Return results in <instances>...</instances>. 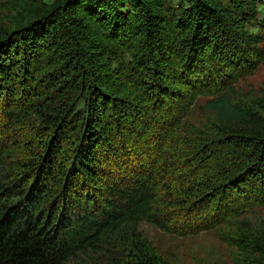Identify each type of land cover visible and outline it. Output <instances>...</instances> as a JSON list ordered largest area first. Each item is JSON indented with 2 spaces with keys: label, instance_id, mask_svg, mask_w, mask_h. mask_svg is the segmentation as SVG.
<instances>
[{
  "label": "trees",
  "instance_id": "obj_1",
  "mask_svg": "<svg viewBox=\"0 0 264 264\" xmlns=\"http://www.w3.org/2000/svg\"><path fill=\"white\" fill-rule=\"evenodd\" d=\"M226 1L53 0L0 23V264H167L141 224L195 235L264 205V128L200 145L182 123L218 90L206 110L247 120L231 81L264 58L258 0ZM238 224L223 242L264 254Z\"/></svg>",
  "mask_w": 264,
  "mask_h": 264
},
{
  "label": "rangeland",
  "instance_id": "obj_2",
  "mask_svg": "<svg viewBox=\"0 0 264 264\" xmlns=\"http://www.w3.org/2000/svg\"><path fill=\"white\" fill-rule=\"evenodd\" d=\"M187 0H168V6L172 13L177 14L180 8L186 5ZM53 0H0V23L12 29L26 22L30 17H36L42 10L51 5ZM222 4L230 5L228 1L222 0ZM256 18L245 30L250 35L264 38V0H258ZM229 48H236L245 56L246 47L242 45L239 38L229 39ZM228 48V49H229ZM227 49V51H228ZM222 51L225 52L223 49ZM231 55V51L227 52ZM240 53H238L239 55ZM254 70L246 74L236 75V79L231 81L234 88L232 103L246 115L245 122L231 121L228 124L222 123L216 114L206 110L205 104L212 99L222 95L223 90L216 93L205 92L196 97L195 103L190 107L188 115L183 123L184 129L191 139L198 135L200 138L196 143L208 144L216 139L219 131L229 130H261L264 128V58L254 65ZM227 89V87H226ZM202 133V135H201ZM226 151H230L226 154ZM221 156H228L229 162L237 158V152L231 148H223L218 152ZM50 193L45 196L43 203L50 199ZM236 208L242 206V201H237ZM248 205V204H247ZM246 219L252 226V241L264 244V205L247 207L242 211L241 217L234 219L227 224L206 230L195 235H174L163 232L158 228L141 224L140 231L153 246L157 249L167 264H264V254L251 251L244 253L234 246H229L223 242L224 237H229L238 228V221Z\"/></svg>",
  "mask_w": 264,
  "mask_h": 264
}]
</instances>
